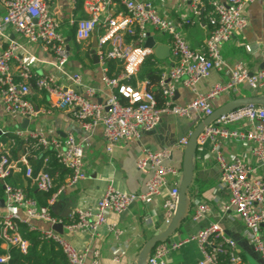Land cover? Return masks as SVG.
<instances>
[{
  "label": "built area",
  "instance_id": "obj_1",
  "mask_svg": "<svg viewBox=\"0 0 264 264\" xmlns=\"http://www.w3.org/2000/svg\"><path fill=\"white\" fill-rule=\"evenodd\" d=\"M49 1L0 0L5 8L0 17V36L13 29L30 42L45 43L56 57V72L38 75L23 64L19 78H16L11 62L18 57L23 46L14 40L0 53V102L10 115L33 120L39 113L32 100L37 88L45 91L56 107L69 112L87 133L102 126L108 151H111L112 146L120 141L136 140L143 132L156 129L165 115L188 120H194L198 115L202 120L214 112L212 100L217 97L240 95L244 87L264 95V59L262 66L256 70L242 61H236L229 68L222 54L223 46L249 26L248 7L256 0H178L181 9L188 5L190 16L177 20L161 16L152 1L85 0L89 17L76 22L77 41L90 39L99 26L103 27L104 33L98 41L99 59L104 64L107 58L116 59L124 67L118 77L110 78L106 73L105 83L109 92L101 102L92 98L96 90L84 83L81 74L69 75L66 70L70 55L68 42L60 21L50 9ZM116 3L123 5L126 11L116 14L113 11ZM204 21L210 26V35L205 47L197 51L187 42L184 30L187 25ZM149 26L171 37L169 48L173 64L168 67L157 60L163 68L157 83L163 97L162 106H158L151 90L130 83L146 59L154 54V49L145 47ZM126 35L133 37L130 43L126 41ZM134 41L140 45L135 46ZM226 67L230 73L228 80L217 82L208 93H199L185 104L176 102L175 97L181 87L195 90L199 81L208 79L214 70L223 71ZM62 78H67L72 85L64 84ZM142 83L148 85L149 81ZM119 95L127 99V103H123ZM190 134L179 139L176 147L184 149ZM15 135L22 141L20 147L17 139L12 137L0 143V181H5L4 206L0 203L2 247L6 245L10 249L15 246L27 253L30 242L23 237L20 222L30 226L31 219H40L51 225L62 224L64 231L92 235H98L101 227L107 225L119 238L123 230L116 223L109 222V214L124 213L134 202L148 201L165 189H169L163 202L166 223L169 224L176 214L180 182L177 179L169 181L168 175L178 177L181 168L167 163L173 154L172 148L145 150L138 157L137 167L148 177L145 192L123 191L111 182L93 208L74 207L66 217H60L52 213L51 207L66 189L88 178L84 144L74 134H68L64 139L38 129H19ZM206 142L211 143V158L220 171L218 188L227 189L230 194L224 207L226 210L234 208L241 216L246 226L245 236L253 243L264 263V238L261 235L264 226V180L252 177L254 167L250 163L242 158L230 159L224 152L227 144L248 142L254 157L264 164V106L246 104L221 115L200 135L199 147ZM51 157L70 172V177L57 188L47 205L30 196L25 187L6 182L7 178L20 172L37 190H53L57 181L48 169ZM32 161L41 164L38 172H35ZM18 207L24 210V216L17 211ZM209 211V204L200 203L192 218L195 222L203 221ZM42 232L44 238L54 241L62 249L69 264H87L88 249L77 250L64 234L54 228ZM190 241L199 246L202 257L198 264H247L237 241L226 234L219 222L201 227L187 239L158 243L148 256V264H169L166 257L170 252ZM120 246L115 261H119L124 253ZM10 257L7 251L0 256V262H8ZM94 264H98L97 259H94Z\"/></svg>",
  "mask_w": 264,
  "mask_h": 264
},
{
  "label": "crops",
  "instance_id": "obj_2",
  "mask_svg": "<svg viewBox=\"0 0 264 264\" xmlns=\"http://www.w3.org/2000/svg\"><path fill=\"white\" fill-rule=\"evenodd\" d=\"M144 1H152L161 16L172 20L190 16L188 5H185L181 9L178 5V0ZM49 5L53 14L61 23L62 32L66 35L67 39L70 38L68 42L70 45V55L66 70L69 75L81 74L84 83L96 90V94L92 98L102 101L109 92L105 83L107 64H104L100 59L96 62L93 44L95 38L99 41L104 33V28L99 26L90 39L82 42L77 41L81 44V48L76 51L71 33L74 28L76 29V22L78 20L89 17L85 2L83 4L84 17L76 12V2L74 3L72 0H50ZM113 11L119 14L124 13L126 9L120 3H116ZM4 13L5 8L0 2V17ZM248 17L250 21L249 26L243 31L238 32L230 42L223 46L222 54L229 68L236 61L244 62L252 70H256L262 66L264 59V0H256L248 7ZM148 30V33L156 41L157 47L153 48L156 62L159 59L162 65H172L174 61L171 59L170 52L162 54L160 51L161 47H169L171 37L155 29L158 32L157 34L150 28ZM184 32L189 45L194 50L199 51L205 47L206 40L210 35V26L204 21L198 24L187 25ZM14 40L23 46L18 57L11 62V70L16 78H19V72L23 64L38 75L56 72L54 67L56 57L53 51L43 42L35 43L28 41L13 29H10L6 35L0 36V53ZM228 67L223 71L214 70L208 79L197 83L195 90L181 87L175 97L176 102L185 104L194 99L199 93H208L217 82L228 80L230 76ZM134 79H136L134 83L135 87L148 88L149 83L148 85L142 83L148 80H141L139 73L130 80V83ZM62 80L64 84H71L67 78H62ZM244 90L249 92V94L243 93ZM34 91L32 100L39 113L33 120H29L28 124H25L26 118L8 114L0 102V129L2 132H5L3 134L0 131V136L15 134L19 129L29 128L32 130H42L50 136H58L64 139L68 134H74L76 139L84 144L86 151L85 167L88 178L80 181L76 186L66 189L58 198L57 203L52 206V213L60 217H66L74 207L93 208L97 200L103 195L106 186L111 182L123 191L145 192L148 177L142 174L137 167L138 157L145 150H156L165 147L172 148L173 154L167 163L181 168L182 172L184 149L177 148L176 144L179 139L188 136L200 122L198 115H196L194 120L174 115H165L156 129L143 132L139 139L128 142L120 141L112 146L111 151H108V142L102 126H97L91 133H87L72 119L69 112L56 107L45 91H39L37 88ZM82 93L86 95V92ZM254 93L256 91L244 87L240 95L234 97L220 96L213 99L212 104L216 109L231 99L249 96ZM210 151V142H206L198 149L195 159L194 180L189 188V194L192 199L190 213L182 227L173 235L171 240L187 239L201 227L213 222H219L226 234L237 241L247 264H264L253 243L245 236L246 226L241 216L234 208L226 210L224 207L225 203L229 200L230 194L227 189L221 190L218 188L220 171L212 160ZM224 152L230 159L242 158L250 163L254 167L252 177L264 180V164H260L254 157L250 143L236 142L227 144L224 147ZM37 164L40 163L37 162ZM17 175L25 177L23 173L16 172L12 178ZM179 176L168 175V180L174 181L177 179L179 181ZM69 177L70 172L61 173L56 177L57 184L59 181H64L63 183H65ZM24 179L25 188L30 194L29 188L35 186L31 181L29 182L26 178ZM168 192L169 189H165L161 194L152 197L148 201L138 200L124 213H110L108 216L109 222L116 223L123 230V234L119 238L108 229L107 225L101 227L98 235L86 232L74 233L67 230L63 234L77 250L88 249L87 264H94V259H97L98 264H138L139 253L146 241L152 236L163 232L168 226L163 215L164 197ZM4 197L5 195L1 199ZM200 203L209 204L210 211L203 221L195 222L192 216L195 208ZM17 211L22 216L25 215L22 208L18 207ZM30 227L43 231L53 228V225L40 219H31ZM261 235L264 238V226L261 229ZM119 246L124 250V253L120 256L119 261H115L114 258ZM3 248L9 251L6 245ZM96 252H98L97 256L95 255ZM201 257L198 244L190 241L180 246V248L172 250L166 257V260L169 264H198Z\"/></svg>",
  "mask_w": 264,
  "mask_h": 264
},
{
  "label": "trees",
  "instance_id": "obj_3",
  "mask_svg": "<svg viewBox=\"0 0 264 264\" xmlns=\"http://www.w3.org/2000/svg\"><path fill=\"white\" fill-rule=\"evenodd\" d=\"M84 2L85 0H76V12L80 13L83 17H84V11H83ZM84 18H88V17H84ZM71 37H72V41L74 42L76 51L79 50L81 48V44L77 42L75 28L73 29L71 33ZM132 40H133L132 36L126 35V41L128 43H130ZM134 45L138 46L140 44L134 41ZM106 64L108 66L107 75L110 78L118 77L123 73L124 67H123L122 62L116 59L107 58ZM162 71H163V68L161 67V65L157 64L155 55H150L146 59L144 64L141 66L140 72H139V78L141 80L149 81L148 89L151 90L155 94L158 100V106L163 105L162 93L157 88V83L159 81V77ZM135 80L136 79L132 80L133 85L135 83ZM120 98L123 103H127V99L121 96ZM11 137L17 139V143L19 147L20 145H22V141L15 134H8L7 136L1 135L0 143L8 141V139ZM0 158H1V154H0ZM33 163L35 166V172H38L39 169L41 168V164H37L35 162ZM48 169L51 172V174L55 177H57L61 173L64 174L66 172H69L61 164H59L58 161L54 157H51V161L49 162ZM24 178L25 177H23L22 175H17L16 177H13V178L10 177V178H7V183L14 185V186L25 187ZM28 181L30 182V180ZM63 182L64 181H61V182L59 181L57 186L49 192H42V191L37 190L36 187H31L29 188L30 195L38 199L41 204L47 205L48 199L52 197L54 192L57 190V188L61 184H63ZM4 195H5V188L3 184L0 183V198L3 197ZM20 230H21L23 237L30 242L28 252L23 253L17 247L11 246L9 249V252L11 255L9 261L5 263L0 262V264H69L66 258V255L63 253L62 249L54 241L47 240L46 238H44L43 232L40 229L38 228L33 229L29 226V224L20 222ZM6 253H7V250H5L2 247L1 241H0V256Z\"/></svg>",
  "mask_w": 264,
  "mask_h": 264
},
{
  "label": "water",
  "instance_id": "obj_4",
  "mask_svg": "<svg viewBox=\"0 0 264 264\" xmlns=\"http://www.w3.org/2000/svg\"><path fill=\"white\" fill-rule=\"evenodd\" d=\"M147 40L145 43V47L147 48H156V41L154 37H152L149 33H147ZM70 41V38L67 39V42ZM99 47L98 39H94L93 44V53L96 62L99 61V55L97 54V49ZM70 51V45L68 43L67 46ZM161 53H169V47H161ZM101 102V100H99ZM246 104H259L264 106V95L258 94V92L251 94L249 96H241L234 99H231L224 105L216 108L214 112L204 117L200 122L196 125L193 131L190 134L188 143L184 148L183 153V162H182V179L179 184V204L176 211L175 216L168 224L167 228L151 238H149L144 244L142 250L139 253L138 264H148L147 259L151 251L157 246L158 243L169 242L173 235L182 227L184 221L188 218L190 213V207L192 203L191 196L189 194V188L194 180L195 175V159L197 157L198 149H199V138L200 135L205 130L206 126L214 122L221 115L232 111L242 105ZM29 123V119H25V124ZM1 184H3L5 188V181L1 180ZM2 206H4V199L0 200ZM53 228L59 233L63 234L64 229L62 224H55Z\"/></svg>",
  "mask_w": 264,
  "mask_h": 264
},
{
  "label": "rangeland",
  "instance_id": "obj_5",
  "mask_svg": "<svg viewBox=\"0 0 264 264\" xmlns=\"http://www.w3.org/2000/svg\"><path fill=\"white\" fill-rule=\"evenodd\" d=\"M149 28H150L152 31L156 32L152 26H149ZM157 33H158V32H156V34H157ZM244 92H245V94H247V95L249 94V92H247V91H245V90L243 91V93H244ZM10 129H11V128H10ZM178 179H179V182H180L181 179H182V172H181V175L179 176Z\"/></svg>",
  "mask_w": 264,
  "mask_h": 264
}]
</instances>
